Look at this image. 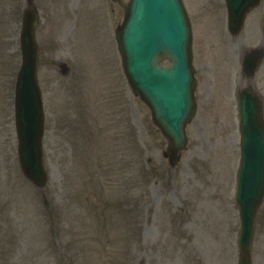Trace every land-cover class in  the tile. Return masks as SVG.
I'll return each instance as SVG.
<instances>
[{"label": "rangeland", "instance_id": "374dc122", "mask_svg": "<svg viewBox=\"0 0 264 264\" xmlns=\"http://www.w3.org/2000/svg\"><path fill=\"white\" fill-rule=\"evenodd\" d=\"M25 1L7 0L0 8V30L4 27L0 33V75L8 74L12 63L15 68L20 64L19 39ZM34 1L42 18L51 21L61 0ZM189 2L191 4L195 0ZM215 3L218 7L212 8L204 17L206 29L209 32L216 30V34L224 33V10L219 7L220 0H215ZM76 4L73 11L89 10V23L95 26L96 4L85 0H78ZM112 7L115 5L106 3L99 12L104 17L103 23L112 26L116 68L109 69L106 60L110 55L105 57L106 49H98V38L89 28L81 38L88 39L91 55L86 72L91 77L87 88L84 85L83 89L73 92L76 98L70 97L65 89L62 93L56 90L67 82L75 81L80 74L76 66L70 75H58L55 68L52 73L51 66L44 68L45 156L50 181L45 189L37 190L38 196L36 189L23 180L20 172L13 118L11 123L0 120V264H88V259H91V264H94V259L100 264H235L237 249L234 236L239 229V213L232 199L231 182L227 184L222 171L226 176L225 170L231 175L236 173L238 158L235 151L239 153L240 136L236 130L237 119L236 122L229 120L231 112L235 114L232 104L222 106L223 109L218 107L214 112L202 109L213 101L209 87L203 89L202 86L200 91L201 95L205 94L200 101L205 102L188 128L189 148L180 165L170 169L172 173L169 175L166 173L171 178V185L164 179L152 183L143 204L139 205L140 217L134 216L137 207L134 202L129 205V198L133 195L136 171L134 153L131 149L128 153L123 152L126 142L137 141L153 158L147 167L154 172L153 176L160 177L164 169L170 167L163 157L167 142L154 126L150 109L133 93H127L128 83L113 31L121 20L117 18L118 12L111 13ZM196 14L197 20L204 14L200 4L198 10H193V15ZM258 26L257 34L261 36ZM197 28H203L202 24L197 22ZM41 30L43 33L44 28ZM247 32L250 34V29ZM45 41L52 46L51 40ZM234 42L236 49L240 44H251V40L245 38ZM41 43L45 45L42 40ZM108 47L112 52L113 46L109 43ZM51 50L44 46L45 52L50 53ZM225 60H230V57ZM81 68L84 70L83 64ZM6 79L2 80V89L8 91ZM213 84L216 103L221 106L229 86L232 90L234 84L227 75L222 79L218 77ZM8 99L9 94L7 97L0 95V118L7 115ZM225 108L228 114L222 113ZM222 141L233 146L234 151L227 160L228 155L223 149V167L219 169L216 147ZM83 158L87 161L84 167L81 165ZM126 159L131 165L127 170L123 168ZM139 171V185L146 188L149 176L142 179L140 163ZM118 174L122 177L117 179ZM125 180L129 181L127 186ZM18 193L21 199L34 203L33 208L18 198ZM126 194L128 197L124 196ZM137 195L141 202L140 189H135V197ZM90 210L97 215L111 211L120 213L122 220L131 224L113 229L110 222L101 226L103 219L94 217L86 223L90 229L87 233L78 214L87 215ZM111 218L113 224L120 220L112 215ZM30 220L32 224L28 223ZM24 234H30L35 244L45 241L40 248H35L28 245ZM253 262L264 264V205L258 219Z\"/></svg>", "mask_w": 264, "mask_h": 264}, {"label": "water", "instance_id": "95a60500", "mask_svg": "<svg viewBox=\"0 0 264 264\" xmlns=\"http://www.w3.org/2000/svg\"><path fill=\"white\" fill-rule=\"evenodd\" d=\"M247 118H248L247 121H248L249 131H253L254 130V127H253L252 123L250 122L249 114H248Z\"/></svg>", "mask_w": 264, "mask_h": 264}]
</instances>
